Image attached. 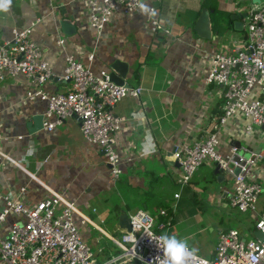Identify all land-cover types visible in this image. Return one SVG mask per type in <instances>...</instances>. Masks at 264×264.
I'll list each match as a JSON object with an SVG mask.
<instances>
[{
	"label": "crops",
	"instance_id": "0c3cea01",
	"mask_svg": "<svg viewBox=\"0 0 264 264\" xmlns=\"http://www.w3.org/2000/svg\"><path fill=\"white\" fill-rule=\"evenodd\" d=\"M147 1L157 7L162 22L172 28L171 35L154 34L144 14L136 12L131 16L117 14L97 39L88 24L82 0H54V6L47 0H12L10 10L0 12V40L10 37L12 27H23L40 18L31 38L40 45L54 73L44 84L46 90L59 92L68 88L69 83L60 77L68 54L94 71L110 72L111 64L119 61L122 66L126 65L124 85L142 88L138 96H126L115 106V112L127 120L116 135L122 170L114 180L99 146L83 139L75 118L65 119L50 131L40 128L31 132L27 122L36 114L43 115L46 102L25 98L30 82L22 75L7 76L0 82V161L3 162L0 191L15 196L25 186L22 197L30 204L50 191L74 202L94 223L81 228L96 259H105L114 253L115 246L109 237L119 235L122 230L117 220L110 228L100 223L116 213L132 214L144 208L156 221L166 223V208L171 207L175 222L165 229L164 225L161 231L177 237L178 232L173 230L177 226L176 215L199 226L212 207L234 214L228 204L232 177L224 173L218 177L213 172L215 164L206 163L196 169L187 184H180L175 154L182 144L204 137L211 128L212 118L220 112L223 88L205 84L203 77L211 55L228 51L232 41L242 36L243 28L235 29L230 20V30L225 35L199 38L192 26L202 0ZM217 1L229 14L237 12L243 24L253 2ZM68 17L75 26L70 35L59 25L60 19ZM59 38L64 39L63 44L57 43ZM90 54H93L92 61L88 60ZM242 118L229 120L221 129V153L226 154L231 146L245 142L256 148L257 138H264L263 127H255L252 135H246L243 126L249 122H243ZM4 155L20 165L7 162ZM247 176L262 188L256 208L253 211L235 209L242 213L237 218L238 226L212 227L210 220L206 222L217 233L209 256L221 231L236 228L248 237L255 219L264 212V157L249 169ZM19 218L8 215L0 234L7 235L11 224ZM242 228L249 230V235L243 234ZM190 245L200 250L197 242Z\"/></svg>",
	"mask_w": 264,
	"mask_h": 264
},
{
	"label": "built area",
	"instance_id": "2783aa9c",
	"mask_svg": "<svg viewBox=\"0 0 264 264\" xmlns=\"http://www.w3.org/2000/svg\"><path fill=\"white\" fill-rule=\"evenodd\" d=\"M47 1L54 6V0ZM82 2L97 39L117 14L131 16L136 12L144 14L154 34L171 35L172 28L162 22L157 7L147 0ZM39 20L12 27L10 37L0 40V82L7 76L18 75L29 80L25 98L46 102L42 118L44 130H53L65 119L75 118L83 139L99 146L110 175L116 180L122 170L116 135L127 117L118 115L115 106L126 96H138L142 88L119 84L111 79L108 70L94 71L68 54L60 75L69 83L68 88L59 92L46 90L44 84L54 73L40 45L31 38ZM57 43L63 44L64 39L59 38ZM92 59L93 54H90L88 60ZM203 81L223 88L222 112L212 118L211 128L204 137L184 143L177 150L175 156L180 168L177 181L187 184L200 165L213 163L232 177L229 205L240 211H253L262 188L258 182L250 180L247 173L264 157V148H251L245 142L231 146L228 153L223 154L219 151V136L229 120L239 117L250 118L243 126L246 135H252L255 127L264 125V0L250 4L244 17L243 34L232 41L231 48L211 55ZM3 158L20 165L8 155ZM2 166L0 161V169ZM24 191L25 186L20 187L15 196L0 191V228L8 215L20 217L11 224L7 235L0 234L2 264H107L114 257L118 258L116 264H159L155 258L164 259L162 251L147 234L153 237L164 234L161 229L169 224L168 216L166 223H157L160 230H155V217L144 208L137 209L132 213L136 228L132 223L130 231L121 229L119 235L109 237L117 250L99 262L79 227V224L94 223L74 202L50 191L49 195L30 204L22 197ZM160 213L166 215L165 210ZM256 231L261 232V237L254 235ZM191 264H264V212L255 219L250 236H243L236 228L223 230L213 255L204 257L197 253Z\"/></svg>",
	"mask_w": 264,
	"mask_h": 264
},
{
	"label": "rangeland",
	"instance_id": "374dc122",
	"mask_svg": "<svg viewBox=\"0 0 264 264\" xmlns=\"http://www.w3.org/2000/svg\"><path fill=\"white\" fill-rule=\"evenodd\" d=\"M243 122H249V117L242 118ZM257 142L259 143L256 147L257 149L264 148V138L262 136L257 138ZM229 204V201H228ZM230 206V205H229ZM231 207V206H230ZM234 214L230 215L229 213L221 210H217V208L212 207L211 210L209 209V212L203 216L204 222L201 225H196L193 220H184L179 219V216L176 215L177 220V226L173 227V230L178 232V238H184V237H191L189 243L192 244V242H197L198 247L200 250L197 251L198 254L202 256H209V253L212 249V243L216 238V231L210 230V227H207L206 222L210 220L212 222V227H217L218 225L222 227H233L238 226V215L242 216V213H239L237 208L231 207ZM236 209V210H235ZM235 216H237L235 218ZM93 217V216H92ZM169 217V216H168ZM171 219V217H169ZM169 219V223H170ZM117 218L114 216H110L105 223H100L104 227L110 228L109 225H116ZM158 221H156L157 224ZM169 225V224H168ZM86 224H79V227H84ZM168 227L167 225L164 227V229ZM157 226L155 225L154 229L156 230ZM172 229V228H171ZM243 234L249 235V230L245 231V228H242ZM85 236V234H84ZM110 243V242H109ZM113 246V245H112ZM113 248V247H112ZM115 250L116 247H115ZM115 252V251H114ZM213 255V254H212ZM211 255V256H212ZM210 257V256H209ZM99 262H102L104 259L101 257H98L97 259Z\"/></svg>",
	"mask_w": 264,
	"mask_h": 264
},
{
	"label": "water",
	"instance_id": "95a60500",
	"mask_svg": "<svg viewBox=\"0 0 264 264\" xmlns=\"http://www.w3.org/2000/svg\"><path fill=\"white\" fill-rule=\"evenodd\" d=\"M256 2H261L263 0H253ZM246 15V13H245ZM229 18L232 21V24L235 29L237 30H242L243 23L240 20V15L237 12H231L229 14ZM210 10L206 7H201V10L192 26V29L196 36L199 38L203 39H211L214 37L211 24H210ZM59 25L61 30H63L64 33L70 35L75 31V26L72 23V20L70 17L68 18H62L59 20ZM125 68L126 65H121L119 61H115L114 63L111 64V70L109 72L110 77L113 81L119 83V84H124L125 81ZM42 114H36L32 117L31 122H27V126L29 128V131L33 132L36 131L37 129L42 128ZM264 128V125L262 126ZM214 174H216L218 177L221 175L223 176L222 170L219 168L218 165L215 166L213 170ZM134 218L132 214H128L126 212H121L117 215V224L120 229L122 230H131V225L133 223ZM256 237H261V232L256 231L254 233Z\"/></svg>",
	"mask_w": 264,
	"mask_h": 264
},
{
	"label": "clouds",
	"instance_id": "9594fccd",
	"mask_svg": "<svg viewBox=\"0 0 264 264\" xmlns=\"http://www.w3.org/2000/svg\"><path fill=\"white\" fill-rule=\"evenodd\" d=\"M11 5L12 0H0V12L9 11ZM141 8L147 11L144 5H141ZM133 226L135 229V221H133ZM147 235L163 253L164 259L162 261L159 260V256L155 258V261H159V264H191L197 254L198 250L189 243L191 237L178 238L177 235H169L168 233H164L158 237ZM117 259L114 257L107 264H116ZM140 259L143 260V257L141 256Z\"/></svg>",
	"mask_w": 264,
	"mask_h": 264
},
{
	"label": "trees",
	"instance_id": "16d2710c",
	"mask_svg": "<svg viewBox=\"0 0 264 264\" xmlns=\"http://www.w3.org/2000/svg\"><path fill=\"white\" fill-rule=\"evenodd\" d=\"M203 6L210 10V21H211V28L213 34L217 36L225 35L230 30L229 12L227 10L220 8L217 0H202V7ZM221 112L222 110H220L218 114H221ZM166 210H167V215L171 217L170 224L172 225L175 222V219L173 218L172 209L171 207H167ZM117 215H118L117 213L114 214V217L117 218ZM156 230H160L158 226ZM113 251L116 252V250Z\"/></svg>",
	"mask_w": 264,
	"mask_h": 264
}]
</instances>
